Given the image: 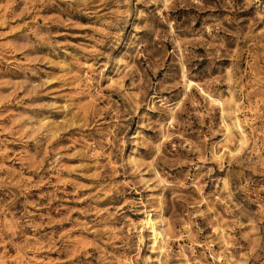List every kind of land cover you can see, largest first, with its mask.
<instances>
[{"label":"rangeland","instance_id":"obj_1","mask_svg":"<svg viewBox=\"0 0 264 264\" xmlns=\"http://www.w3.org/2000/svg\"><path fill=\"white\" fill-rule=\"evenodd\" d=\"M0 264H264V0H0Z\"/></svg>","mask_w":264,"mask_h":264},{"label":"bare ground","instance_id":"obj_2","mask_svg":"<svg viewBox=\"0 0 264 264\" xmlns=\"http://www.w3.org/2000/svg\"><path fill=\"white\" fill-rule=\"evenodd\" d=\"M194 85L192 82L188 81L186 82V88L190 89L191 86ZM210 101H213L210 98ZM241 137H242V141L241 144H245L247 142V137L245 136V134L243 132H241ZM242 147H239L236 150V154H238L241 151ZM144 225L146 226L147 229H149L150 233H152L153 235V245L156 246V248H158V250L161 252L163 250V247L161 246V240H162V233L160 230H158L157 226H156V220L152 217L147 216L145 221H144Z\"/></svg>","mask_w":264,"mask_h":264}]
</instances>
